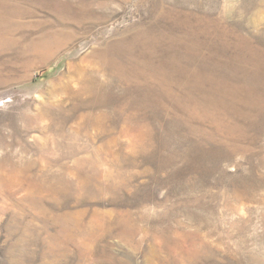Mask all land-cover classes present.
<instances>
[{
  "label": "rangeland",
  "instance_id": "374dc122",
  "mask_svg": "<svg viewBox=\"0 0 264 264\" xmlns=\"http://www.w3.org/2000/svg\"><path fill=\"white\" fill-rule=\"evenodd\" d=\"M0 264H264V0H0Z\"/></svg>",
  "mask_w": 264,
  "mask_h": 264
},
{
  "label": "bare ground",
  "instance_id": "6f19581e",
  "mask_svg": "<svg viewBox=\"0 0 264 264\" xmlns=\"http://www.w3.org/2000/svg\"><path fill=\"white\" fill-rule=\"evenodd\" d=\"M257 77H260L259 74L256 75Z\"/></svg>",
  "mask_w": 264,
  "mask_h": 264
}]
</instances>
